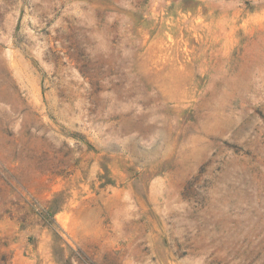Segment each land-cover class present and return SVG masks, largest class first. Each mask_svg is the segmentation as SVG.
<instances>
[{
	"label": "rangeland",
	"instance_id": "1",
	"mask_svg": "<svg viewBox=\"0 0 264 264\" xmlns=\"http://www.w3.org/2000/svg\"><path fill=\"white\" fill-rule=\"evenodd\" d=\"M0 264H264V0H0Z\"/></svg>",
	"mask_w": 264,
	"mask_h": 264
}]
</instances>
